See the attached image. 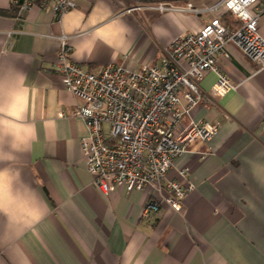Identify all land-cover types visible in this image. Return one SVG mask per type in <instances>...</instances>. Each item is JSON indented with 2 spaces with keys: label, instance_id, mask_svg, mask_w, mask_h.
Wrapping results in <instances>:
<instances>
[{
  "label": "crops",
  "instance_id": "crops-1",
  "mask_svg": "<svg viewBox=\"0 0 264 264\" xmlns=\"http://www.w3.org/2000/svg\"><path fill=\"white\" fill-rule=\"evenodd\" d=\"M19 1L0 0V11ZM217 1L77 0L61 18L38 6L21 18L16 8L0 16V264H264V70L229 45L218 66L236 88L211 99L216 76L199 83L205 98L191 120L219 128L175 161L169 179L178 181L186 166L194 190L181 212L162 204L154 222L140 221L157 198L148 190L95 189L80 149L87 125L69 116L82 101L55 71L62 35L73 62L93 74L158 63L174 38L229 15L126 11L143 2L201 9ZM258 31L264 38V12Z\"/></svg>",
  "mask_w": 264,
  "mask_h": 264
},
{
  "label": "built area",
  "instance_id": "built-area-1",
  "mask_svg": "<svg viewBox=\"0 0 264 264\" xmlns=\"http://www.w3.org/2000/svg\"><path fill=\"white\" fill-rule=\"evenodd\" d=\"M13 5L17 18L34 6L48 7L61 18L76 7L77 0H20ZM222 10L240 22L239 28L230 30L214 18L196 33L174 38L167 58L138 71L110 64L93 74L73 62L70 37L58 38L55 71L63 89L82 101L69 116L83 120L89 132L80 140L86 170L104 196L122 188L157 196L142 207V222L156 221L162 204L181 212L183 200L194 190L186 166L176 170L178 181L169 179V174L191 144L208 142L219 128L218 123L193 122L191 114L205 98L199 83L206 74L216 76L211 99L236 88L218 66L221 59L229 58L227 47L235 46L259 71L264 70V38L258 31L264 0H218L201 9L192 3L143 2L126 11L201 15ZM183 118L189 119L187 125Z\"/></svg>",
  "mask_w": 264,
  "mask_h": 264
},
{
  "label": "trees",
  "instance_id": "trees-1",
  "mask_svg": "<svg viewBox=\"0 0 264 264\" xmlns=\"http://www.w3.org/2000/svg\"><path fill=\"white\" fill-rule=\"evenodd\" d=\"M13 5V4H12ZM14 8L17 9L16 5H13L10 7L11 11H0V16H12ZM227 15H229L226 19V22L224 23L230 30H236L240 26V22L232 15L230 12H227ZM224 17V16H223ZM223 22V21H222Z\"/></svg>",
  "mask_w": 264,
  "mask_h": 264
}]
</instances>
